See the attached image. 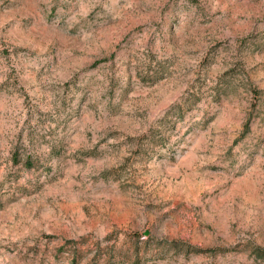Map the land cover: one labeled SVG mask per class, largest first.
<instances>
[{
  "label": "rangeland",
  "instance_id": "374dc122",
  "mask_svg": "<svg viewBox=\"0 0 264 264\" xmlns=\"http://www.w3.org/2000/svg\"><path fill=\"white\" fill-rule=\"evenodd\" d=\"M0 264H264V0H0Z\"/></svg>",
  "mask_w": 264,
  "mask_h": 264
}]
</instances>
